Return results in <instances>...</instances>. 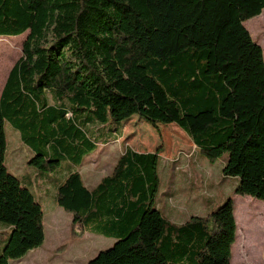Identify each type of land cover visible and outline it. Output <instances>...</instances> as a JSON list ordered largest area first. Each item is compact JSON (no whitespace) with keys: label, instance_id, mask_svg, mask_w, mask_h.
<instances>
[{"label":"trees","instance_id":"obj_1","mask_svg":"<svg viewBox=\"0 0 264 264\" xmlns=\"http://www.w3.org/2000/svg\"><path fill=\"white\" fill-rule=\"evenodd\" d=\"M262 12L264 0H0V38L27 33L0 93V264L45 238L30 179L4 165L6 124L38 174L65 163L50 190L72 230L115 240L87 264H232L231 198L176 224L156 209L157 153L126 149L94 188L78 167L138 117L225 156L234 193L264 202V58L243 25L263 26Z\"/></svg>","mask_w":264,"mask_h":264},{"label":"rangeland","instance_id":"obj_2","mask_svg":"<svg viewBox=\"0 0 264 264\" xmlns=\"http://www.w3.org/2000/svg\"><path fill=\"white\" fill-rule=\"evenodd\" d=\"M262 14L264 16V12ZM250 21L243 25L247 27L252 40L260 46L264 58V25L261 27H258L257 23L248 25ZM26 35L27 33L0 38V41H4L0 44L3 53L0 56V93L10 69L22 55ZM118 130L121 132L119 138L107 145L97 146L83 167H78L86 186L94 188L102 178L109 176L126 149L137 153H157L159 183L155 204L160 214L171 222L179 223L189 220L191 213L200 217L208 214L209 208L204 206L206 204L203 202L207 198H213L216 203L221 198L223 203L227 198H231L234 202L237 225L236 240L231 249V262L264 264V202L234 193L236 180L235 182L232 178L223 180L225 178L221 174L225 156L214 160L202 157L194 149L186 134L175 124L152 126L138 117H133L126 123H121ZM4 132L6 137L4 165L8 172L18 177L24 184H27L29 179L32 183L41 180L46 182L47 178L39 179L38 171L33 168H29L33 171L32 175L23 170L28 159V151L21 144L18 132L8 124L5 125ZM101 139L104 137L101 136ZM61 165L63 167L57 173H44L49 175L48 183L44 184L47 193L39 188L30 187L43 212L45 226L43 245L30 251L20 260L10 261L9 264H85L86 259L94 258L99 251L110 248L115 243L114 239L83 233L80 227L72 230L71 215L57 206L52 210L50 186L52 179L65 173V163ZM216 208L217 206L210 211ZM4 242L5 236L0 235V253ZM70 253L72 258H68Z\"/></svg>","mask_w":264,"mask_h":264},{"label":"crops","instance_id":"obj_3","mask_svg":"<svg viewBox=\"0 0 264 264\" xmlns=\"http://www.w3.org/2000/svg\"><path fill=\"white\" fill-rule=\"evenodd\" d=\"M25 149L28 151V149L25 147ZM30 155H31V153L28 151V159L30 158ZM92 156V154L89 156V157H91ZM89 157H87V158H89ZM86 158V159H87ZM28 159L25 161V168L23 169V170H25V171H28L27 173L28 174H31L32 175V170H30L29 168V166H28V164H27V161H28ZM86 161V160H85ZM84 161V162H85ZM83 165H84V163H83ZM83 165H82V167H83ZM24 171V172H25ZM80 172V171H79ZM38 176L40 177L39 179H42V178H46V177H48V175L45 177V175H42V174H38ZM36 178H38V177H36ZM223 180H225V179H223ZM44 184H46V182H43L42 180L40 181V182H36V181H34L33 183H32V181H29V187H34L35 189L36 188H39V189H41L42 191H44V192H48V190H47V188H45V186H44ZM97 185V184H96ZM95 185V186H96ZM94 186V187H95ZM51 197H52V195H51ZM203 202H205V204L206 205H204V206H206L207 208H209V210H208V212L210 211V210H212L215 206H217V207H219L220 205H221V203H223V198H221L217 203L215 202V201H213V198H207V200H205V201H203ZM52 205H53V209L52 210H54V208L56 207V205H55V203H54V201H53V197H52ZM209 206H211V207H209ZM201 207V206H200ZM199 207V208H200ZM59 208V207H58ZM201 209H203L202 207H201ZM205 211H206V209H205ZM234 215H235V208H234ZM193 216H196V215H193L192 213H191V218L193 217ZM189 217V218H190ZM188 218V219H189ZM169 220V219H168ZM236 220V219H235ZM68 221V220H67ZM171 221V220H170ZM187 221V220H186ZM186 221H181V222H179V223H176V224H183L184 222H186ZM174 223V222H173ZM237 226V225H236ZM45 226H44V224H43V228H44ZM44 236H45V232H44ZM45 239V238H44ZM72 256V253H70V256L68 257V258H72L71 257ZM79 257L81 256V255H78ZM79 262L81 261V260H78ZM89 260H87L86 259V262H85V264H87V262H88Z\"/></svg>","mask_w":264,"mask_h":264},{"label":"water","instance_id":"obj_4","mask_svg":"<svg viewBox=\"0 0 264 264\" xmlns=\"http://www.w3.org/2000/svg\"><path fill=\"white\" fill-rule=\"evenodd\" d=\"M259 46V45H258ZM260 47V46H259Z\"/></svg>","mask_w":264,"mask_h":264}]
</instances>
